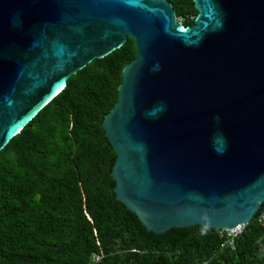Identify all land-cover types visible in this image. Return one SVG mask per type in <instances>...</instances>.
Wrapping results in <instances>:
<instances>
[{
  "label": "water",
  "instance_id": "95a60500",
  "mask_svg": "<svg viewBox=\"0 0 264 264\" xmlns=\"http://www.w3.org/2000/svg\"><path fill=\"white\" fill-rule=\"evenodd\" d=\"M0 0V152L133 39L103 120L116 200L149 232L237 229L264 204V0Z\"/></svg>",
  "mask_w": 264,
  "mask_h": 264
},
{
  "label": "trees",
  "instance_id": "16d2710c",
  "mask_svg": "<svg viewBox=\"0 0 264 264\" xmlns=\"http://www.w3.org/2000/svg\"><path fill=\"white\" fill-rule=\"evenodd\" d=\"M168 1L195 24L194 0ZM136 51L129 38L73 75L0 152V264H264L259 213L233 240L201 227L155 234L116 200L102 123Z\"/></svg>",
  "mask_w": 264,
  "mask_h": 264
},
{
  "label": "built area",
  "instance_id": "2783aa9c",
  "mask_svg": "<svg viewBox=\"0 0 264 264\" xmlns=\"http://www.w3.org/2000/svg\"><path fill=\"white\" fill-rule=\"evenodd\" d=\"M258 222L261 224V225H264V209L261 211V213L259 214L258 216ZM240 228V229H239ZM237 229H233V230H224L223 232H226L227 231V235L229 238H231L232 240L235 239L238 235H240L244 229H245V226H241ZM222 233V232H221Z\"/></svg>",
  "mask_w": 264,
  "mask_h": 264
},
{
  "label": "rangeland",
  "instance_id": "374dc122",
  "mask_svg": "<svg viewBox=\"0 0 264 264\" xmlns=\"http://www.w3.org/2000/svg\"><path fill=\"white\" fill-rule=\"evenodd\" d=\"M178 22H179V23H182L181 20H179V19H178ZM223 231H224V230L219 231V232H222L221 235H225V234H227V231H226V232H223ZM229 231H230V230H229Z\"/></svg>",
  "mask_w": 264,
  "mask_h": 264
},
{
  "label": "clouds",
  "instance_id": "9594fccd",
  "mask_svg": "<svg viewBox=\"0 0 264 264\" xmlns=\"http://www.w3.org/2000/svg\"><path fill=\"white\" fill-rule=\"evenodd\" d=\"M183 28H185V27L183 26ZM61 92H62V91H61ZM59 94H60V93H59ZM262 206H263V205H262ZM262 210H263V208L261 207V209L259 210V212H258V213L260 214ZM258 213H257V214H258ZM257 221H258V217H257ZM247 225H248V224H247ZM247 225H243V226H245V227H246ZM240 227H241V226H240Z\"/></svg>",
  "mask_w": 264,
  "mask_h": 264
},
{
  "label": "bare ground",
  "instance_id": "6f19581e",
  "mask_svg": "<svg viewBox=\"0 0 264 264\" xmlns=\"http://www.w3.org/2000/svg\"><path fill=\"white\" fill-rule=\"evenodd\" d=\"M240 229V228H239ZM231 230H233V229H231Z\"/></svg>",
  "mask_w": 264,
  "mask_h": 264
}]
</instances>
